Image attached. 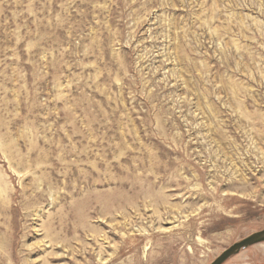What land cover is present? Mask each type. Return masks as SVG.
Returning a JSON list of instances; mask_svg holds the SVG:
<instances>
[{"label": "rangeland", "instance_id": "1", "mask_svg": "<svg viewBox=\"0 0 264 264\" xmlns=\"http://www.w3.org/2000/svg\"><path fill=\"white\" fill-rule=\"evenodd\" d=\"M262 228L264 0H0V264H209Z\"/></svg>", "mask_w": 264, "mask_h": 264}, {"label": "water", "instance_id": "2", "mask_svg": "<svg viewBox=\"0 0 264 264\" xmlns=\"http://www.w3.org/2000/svg\"><path fill=\"white\" fill-rule=\"evenodd\" d=\"M260 241H264V228L255 230L241 239L234 241L228 247L224 248L209 264H222L228 257L238 252L241 248Z\"/></svg>", "mask_w": 264, "mask_h": 264}]
</instances>
